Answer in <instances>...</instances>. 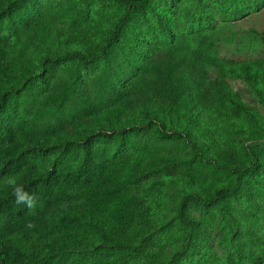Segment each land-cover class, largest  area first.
Listing matches in <instances>:
<instances>
[{
	"label": "trees",
	"instance_id": "1",
	"mask_svg": "<svg viewBox=\"0 0 264 264\" xmlns=\"http://www.w3.org/2000/svg\"><path fill=\"white\" fill-rule=\"evenodd\" d=\"M98 1L0 0V264H180L205 239L201 227L207 233L218 220L213 208L229 240L237 232L239 241L224 257L203 250L183 264H264V235L236 217L243 205L252 216L264 199L250 177L256 171L264 180V115L232 94L213 48L184 35L189 10L170 19L152 0H107L117 7L102 18ZM233 65L256 81L259 61ZM206 68L220 78L204 85ZM134 107L135 121L160 134L175 124L191 157L137 145L117 121ZM194 107L252 144L211 147ZM237 151L247 159L242 167L231 164ZM163 165L190 188L172 203V218L162 182L147 181ZM10 177L37 198L35 210L15 202ZM188 203L211 209L198 222ZM156 229L162 233L147 239ZM177 240L163 258L162 242Z\"/></svg>",
	"mask_w": 264,
	"mask_h": 264
},
{
	"label": "rangeland",
	"instance_id": "2",
	"mask_svg": "<svg viewBox=\"0 0 264 264\" xmlns=\"http://www.w3.org/2000/svg\"><path fill=\"white\" fill-rule=\"evenodd\" d=\"M151 4L154 12L162 13L170 19L181 18L179 8L189 10L190 17L187 23L189 28L183 30L184 35L197 36L201 39V43L204 41L206 46H211L215 56L224 61L221 68L224 72L225 82L232 94L238 95L245 103L258 109L264 115V0H152ZM95 7L101 13L102 18H111L112 10L117 7V3L99 0ZM130 56L131 54L128 52L127 58L129 59ZM253 61H259L260 65L258 71H255L257 67L253 69V72H256L254 73L256 81H249L239 74V69L233 63ZM108 75L112 79V86H117V73L108 69ZM201 75H203L201 80L204 85L210 80L220 78L213 68H206ZM121 92H125V90L121 88ZM136 109L137 107L123 109L117 121L119 127L126 126V130L131 132L137 145L151 153H156L159 157H177L179 159L191 157L190 146L184 143V135L175 124L168 123L166 133L163 131L160 134L156 131L155 125L150 124L146 119L141 118L135 121L134 112ZM204 110L193 108L196 127L207 132L205 140L211 147L222 148L228 142L241 147L252 144L250 141H244L241 135L232 133V127L228 122L217 121L213 114ZM126 120H131V123H126ZM235 126H238L237 122ZM197 140L200 141V137ZM241 154L242 151H237L236 160L231 164L239 167L246 165L247 159ZM258 155L263 157L264 163V142L258 148ZM161 168L160 171L149 174L147 181L148 183L154 180L162 182L163 187L159 186L162 191L161 201L169 218H172L171 212L174 209L172 203L177 197L190 191V188L174 175L171 165H163ZM250 177L264 189V180L260 174L254 171ZM246 193V191L242 193L239 199L243 198ZM258 206L260 210L249 216L246 211L251 209L250 206L243 205L236 217L243 225L252 227L256 233L263 236L264 213L262 208H264V199L259 200ZM185 209L188 217L200 222L211 208L194 207L188 203ZM213 210L217 214L218 220L208 229L207 233L201 227V236H205V239L199 242L195 252L187 254L180 264L198 257L203 250L224 257L228 250L235 248L239 241L237 232L233 239L229 240L230 238L227 237L229 235L228 228L223 224L220 212L216 208ZM160 233H162L160 229L150 230L146 238L150 239ZM233 233L234 231H232ZM162 245L163 258L166 259L171 255L173 249L179 248L180 242L177 240L173 246H170L163 241ZM149 249L148 244L138 248L145 253Z\"/></svg>",
	"mask_w": 264,
	"mask_h": 264
},
{
	"label": "clouds",
	"instance_id": "3",
	"mask_svg": "<svg viewBox=\"0 0 264 264\" xmlns=\"http://www.w3.org/2000/svg\"><path fill=\"white\" fill-rule=\"evenodd\" d=\"M7 183L13 187V195L16 198L15 202L17 204H23L26 205L28 209L35 210L37 198L34 195L25 192L23 187L17 186L15 177H10Z\"/></svg>",
	"mask_w": 264,
	"mask_h": 264
}]
</instances>
